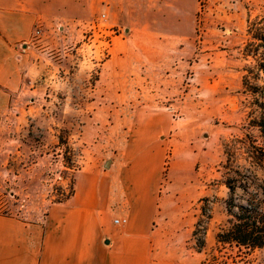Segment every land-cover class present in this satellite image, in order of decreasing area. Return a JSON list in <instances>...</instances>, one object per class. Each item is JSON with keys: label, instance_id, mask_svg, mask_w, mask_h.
Segmentation results:
<instances>
[{"label": "rangeland", "instance_id": "rangeland-1", "mask_svg": "<svg viewBox=\"0 0 264 264\" xmlns=\"http://www.w3.org/2000/svg\"><path fill=\"white\" fill-rule=\"evenodd\" d=\"M78 1L83 7L72 4L67 14L41 21L54 27L81 25L84 40L90 45L91 65L81 68L68 64V77L54 79L47 94L34 96L39 105L33 110L30 96L12 94L9 112L0 114V130L4 127L5 134L8 128L6 142L0 145V159L4 158L0 160V213L43 224L54 200L75 192L79 176L92 172L100 183L110 185L114 196H120L110 204L114 220L125 217L129 189L136 183L144 184L133 173L149 167L157 172L152 185L159 208L168 202L173 206L184 202L191 186L196 194L200 193V198L186 200L188 214L195 219L194 230L200 220L199 228L208 232L214 206L221 205L226 217L215 226L216 234L229 218L226 200L231 193L227 178L239 179L237 202L248 198L242 183L264 180V168L254 172L249 144L244 141L251 99L243 85L245 74L251 82L264 84V71L260 78L256 77V69L248 72L257 63L251 54L257 52L259 43L264 57V39L255 37H264V0H184L191 8L185 15L187 30L184 28L189 38L169 37L175 47L166 52L173 65L167 71L173 75L164 76L163 89L158 88V93L153 89L148 96L137 90L97 95L86 87L98 85L116 40L133 44L139 38V23L155 21L150 14H160L148 15L147 11L155 4L158 8L159 0H141V6L133 0L132 16H126L133 27L130 34L124 27L109 23L108 0ZM104 12L107 25L126 31L125 36L114 37L109 53L105 52L103 38L92 37L85 29ZM178 13L181 18V9ZM177 45L184 49L177 50ZM62 54L58 49L48 51L56 63ZM137 64L118 62L126 69L114 76L112 86L137 88ZM58 67L56 74L63 77L64 67ZM146 101L156 104L155 110H144L142 103ZM104 103L113 107L107 110ZM151 115L161 122L157 127L161 136L156 148L147 151L144 135L152 133L142 123ZM190 245L197 247L196 238ZM203 252L204 264L214 256L217 264H245L241 261L245 249L222 247L215 241L206 244ZM253 258L254 264H259L264 249L257 250Z\"/></svg>", "mask_w": 264, "mask_h": 264}, {"label": "crops", "instance_id": "crops-1", "mask_svg": "<svg viewBox=\"0 0 264 264\" xmlns=\"http://www.w3.org/2000/svg\"><path fill=\"white\" fill-rule=\"evenodd\" d=\"M136 1L141 6V0ZM108 2L109 23L124 27L130 34L133 27L126 16H132L133 0ZM72 4L76 8L83 7L78 0H0V82L3 85L0 88V114L9 112L12 94L30 96V108H38L39 100L34 96L47 94L54 79L67 78L70 65L81 68L91 65L88 59L90 45L84 40L81 25L54 27L45 23L41 42L31 40L36 22L47 21L48 16L67 14ZM157 5L158 8L155 4L153 10L150 7L147 11V14H160L156 17L150 14L155 21L138 22V40L133 44L125 39L115 41L112 55L101 69L98 85L86 87L88 90L97 95L128 94L137 90L140 95L148 96L153 89L157 93L158 88L163 89L164 76L173 75L167 71L173 65L166 58V52L175 47L169 37L189 38L185 32V15L191 8L184 0H159ZM180 9L181 18L178 17ZM176 48L184 49V46L177 45ZM50 49L63 51L58 63L52 62L48 55ZM118 62L138 63L137 88L112 86L114 76L126 69ZM58 66L64 67L63 77L56 74ZM103 105L107 110L113 107V104ZM142 105L146 111L155 110L156 106L149 101ZM160 123L156 115L142 123L146 128L150 127L152 133L144 135L147 151L158 144ZM3 128L0 145L8 136V128L5 134ZM156 174V170L149 167L133 173L144 184L136 183L128 191L129 209L125 212L128 220L125 223L116 224L110 209V204L120 196H114L110 185L100 183L92 172L79 176L75 192L68 200L50 205L43 224L0 213V264H204V252L190 245L195 219L189 216L186 204L190 197L200 198V193L196 194L191 186L184 195V202L176 206L168 202L159 208L152 185ZM224 217L223 207L216 204L210 219L211 228L206 234L207 245L217 242L218 232L215 234L214 228Z\"/></svg>", "mask_w": 264, "mask_h": 264}, {"label": "trees", "instance_id": "trees-1", "mask_svg": "<svg viewBox=\"0 0 264 264\" xmlns=\"http://www.w3.org/2000/svg\"><path fill=\"white\" fill-rule=\"evenodd\" d=\"M255 37L259 40L264 39L262 34H257ZM260 48L261 44L259 43L257 52H255L256 50L252 51L251 55L257 63L248 69V72L256 69L257 78H260V72L264 71V57L259 51ZM243 85L246 94L251 99L250 104L247 105L249 109L244 126V129H246L244 141L249 144V157L255 167V172L264 168V84L251 82L248 74H245ZM254 178L260 180L257 175H254ZM237 179L236 177L227 178V185L231 193L226 200L229 218L217 233V243L222 247L245 249L241 261L245 264H254L256 258H253V254L257 250L264 249V180L263 183H256L254 179L242 183L241 185L245 193L248 194V198L246 202H237L235 197L237 182L239 181ZM73 194L74 191H71L65 198H58L54 202L66 201ZM199 226L200 220L193 236L197 240L195 249L202 252L206 246L207 229L201 230ZM199 233L201 234L198 235ZM215 262H217L215 256L205 260V264H217ZM259 264H264V258L260 260Z\"/></svg>", "mask_w": 264, "mask_h": 264}, {"label": "built area", "instance_id": "built-area-1", "mask_svg": "<svg viewBox=\"0 0 264 264\" xmlns=\"http://www.w3.org/2000/svg\"><path fill=\"white\" fill-rule=\"evenodd\" d=\"M107 13L104 12L98 20H93L85 29L86 32H89L92 37L99 35L104 40L105 52L109 53V48L113 43V39L115 36H125L126 31L119 29L115 26H109L105 22L107 21ZM106 20V21H105ZM44 34V23L39 20L36 22L34 27V32L32 34V42L39 43L42 40ZM128 220V217H118L115 219L116 223H125Z\"/></svg>", "mask_w": 264, "mask_h": 264}]
</instances>
